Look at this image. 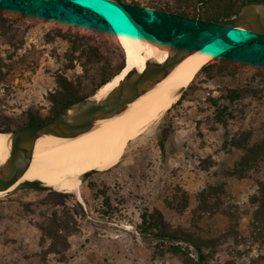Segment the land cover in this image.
Returning <instances> with one entry per match:
<instances>
[{"label": "rangeland", "instance_id": "obj_1", "mask_svg": "<svg viewBox=\"0 0 264 264\" xmlns=\"http://www.w3.org/2000/svg\"><path fill=\"white\" fill-rule=\"evenodd\" d=\"M64 1L0 0V121L23 122L28 110L50 116L59 77L88 90L116 66L114 31L100 13ZM121 1L148 26L160 22L159 6L174 4ZM191 7H184L187 23ZM224 52L218 66L188 81L182 100L157 120L135 125L118 162L79 180L77 191L1 193L0 264H72L69 259L82 254L96 264L101 258L108 264H193L192 253L153 255L158 249L135 227L146 208L158 209L169 229L200 243L208 264H264V223L252 224L254 196L264 181V38ZM228 88L243 93L228 103L232 117L222 125L207 97L226 102ZM254 142L262 146L260 156L238 175L245 152L239 145ZM63 211L77 230L54 239L48 219L53 212L64 217ZM96 248L103 251L99 259Z\"/></svg>", "mask_w": 264, "mask_h": 264}, {"label": "bare ground", "instance_id": "obj_2", "mask_svg": "<svg viewBox=\"0 0 264 264\" xmlns=\"http://www.w3.org/2000/svg\"><path fill=\"white\" fill-rule=\"evenodd\" d=\"M74 2L98 11L121 40L124 66L118 74L96 91L95 97H99L110 90L130 68L155 56L159 43H150V38H147L130 18L107 0H74ZM245 36L247 32L239 27L227 33L230 40H239ZM228 46L227 42L217 38L190 53L153 88L133 100L125 110L111 118L96 122L89 131L71 138L39 139L26 169L16 182L0 189V193L10 190L17 182L27 179L40 180L55 190L77 191L79 176L83 172L114 166L122 156L135 125L142 127L157 120L177 101L188 81L200 68L221 54ZM7 136L4 131H0V161L7 154L5 146Z\"/></svg>", "mask_w": 264, "mask_h": 264}, {"label": "water", "instance_id": "obj_3", "mask_svg": "<svg viewBox=\"0 0 264 264\" xmlns=\"http://www.w3.org/2000/svg\"><path fill=\"white\" fill-rule=\"evenodd\" d=\"M68 1L74 2V0ZM107 1L114 4L130 18L147 38L159 43L156 55L130 68L103 95L95 97L96 91L109 80L87 96L66 105L58 114L48 120L4 131L8 135L5 141L7 154L0 161V189L9 187L17 181L30 163L34 146L39 139L71 138L91 130L96 122L121 113L133 100L153 88L178 62L212 40L220 38L227 42L229 44L225 49L227 50L264 36V0L240 3L231 16L188 28L167 40L156 39L114 0ZM238 27L244 29L247 36L239 40H230L227 37L228 31ZM94 171L98 170L89 169L83 172L79 176V180L86 179ZM22 188L53 189L52 186L40 180L27 179L17 182L5 192Z\"/></svg>", "mask_w": 264, "mask_h": 264}, {"label": "trees", "instance_id": "obj_4", "mask_svg": "<svg viewBox=\"0 0 264 264\" xmlns=\"http://www.w3.org/2000/svg\"><path fill=\"white\" fill-rule=\"evenodd\" d=\"M114 1L122 8H124L139 24L143 26V28L147 32L152 34L155 38L159 40H167L175 37L188 28L203 25L220 18L231 16L240 3L259 0H174V4H169L166 1L162 6H159V10L161 12L160 22L153 26L146 25V23L142 21L136 14L135 10L128 4L124 3L121 0ZM64 2L74 6L77 10L85 9L84 6H81L72 1L65 0ZM185 6H192L191 23H187L188 14L184 11ZM97 15L105 24L108 25L107 21L104 18H102L99 14ZM0 19H3L1 15ZM113 35L118 47V62L116 66L106 75L101 77L93 87L86 90V88L82 87L80 83L75 84L64 77H59L58 88L53 93H50V101L52 103L50 116L41 118L33 111L28 110L23 122L10 124L9 121H0V131L19 129L24 126L34 125L48 120L58 114L66 105L87 96L95 89H97L100 85L118 74L124 66V53L114 33ZM263 38L264 36L252 42H259ZM252 42H249L248 44ZM227 53L228 52H224L223 54L221 53L211 59L208 63L204 64L200 68L198 73L207 71L211 67L218 66L220 61H224L223 57H225ZM225 65L226 64H224L223 66L220 65V67H218V70H223ZM191 83L192 81L190 82V84H188L185 90H183V92L180 94L181 96H179L177 101L172 106H174L185 97V93L191 88ZM242 93L243 90L241 89L239 90L236 88H228L224 96V101L226 102L223 103L218 102L219 100L217 97H207V101L213 107L214 120L222 125H225L227 120L232 117L231 113L228 112V103L240 98L242 96ZM159 146L160 148L163 147L162 141L159 142ZM239 146L243 147L245 150L244 154L237 162L238 167H240V169L237 170V173L238 175H241L244 171L243 167L249 166L251 162L255 161L260 156L262 146L257 142H254L252 144L243 143L242 146ZM257 187L258 194L257 196H254L256 207L253 211L252 219V224L254 225V227H258L259 224H262V222L264 223V181H259ZM205 191L206 190H202L199 193L200 197L205 193ZM100 193L103 196V203L107 205L109 200L108 196L106 195L105 191H101ZM61 215H64V217L58 216L56 212H53L52 216L48 219L49 225L51 227L50 235H52L54 239H56L58 236H67L68 234H71L77 230L75 220L72 219L68 212L63 211L61 212ZM135 227L140 237L146 242V244L158 249V251L153 252V255L161 256L162 252H168L172 254L192 253L195 257L193 264H208L207 254L203 251L202 245L197 241L191 239L189 236L182 234L181 232L169 229L162 218L161 212L158 209L152 208V210H148L146 208L141 211L139 214V222ZM39 228L42 232H49L47 227L44 225L40 226ZM152 242L154 243L153 245Z\"/></svg>", "mask_w": 264, "mask_h": 264}, {"label": "crops", "instance_id": "obj_5", "mask_svg": "<svg viewBox=\"0 0 264 264\" xmlns=\"http://www.w3.org/2000/svg\"><path fill=\"white\" fill-rule=\"evenodd\" d=\"M92 250H95L96 252V258L99 259V256L102 255L103 251H100V249L98 250L97 248L96 249H92ZM81 257L80 258H77V257H73L72 259L70 258V262L72 264H96V263H93L94 260L91 258H85L86 257V254H82L80 255ZM101 262L97 263V264H108V263H105L103 258H101L100 260ZM108 261H111V260H108Z\"/></svg>", "mask_w": 264, "mask_h": 264}]
</instances>
